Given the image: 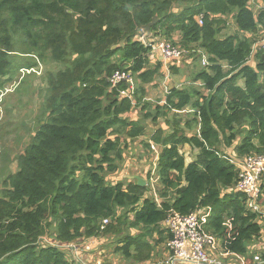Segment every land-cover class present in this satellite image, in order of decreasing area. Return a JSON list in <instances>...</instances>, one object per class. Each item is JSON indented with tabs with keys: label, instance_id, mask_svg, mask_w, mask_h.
Segmentation results:
<instances>
[{
	"label": "trees",
	"instance_id": "16d2710c",
	"mask_svg": "<svg viewBox=\"0 0 264 264\" xmlns=\"http://www.w3.org/2000/svg\"><path fill=\"white\" fill-rule=\"evenodd\" d=\"M253 2L0 0V86L17 51L10 27L30 42L22 53L59 68L46 75L47 111L17 155V170L3 180L0 264H74L66 245L107 234L119 236L115 249L124 260L141 263L170 237L162 227L168 215L197 210L209 211L202 228L223 251L248 253L261 236L260 214L248 211L245 194L234 189L231 160L264 154V53L253 48L264 34V0L260 8L254 3L255 12ZM228 21L236 28L221 35ZM159 36L186 51L172 63L202 54L208 65L192 77L201 89L169 87L163 104L150 107L146 84L161 68L159 61L149 65ZM116 70L132 73V98L121 95L125 82L111 83ZM185 106L193 114L177 113ZM158 118L163 125L141 143L146 121L154 125ZM196 125V132H186ZM137 138L135 147L143 144L156 158L158 200L135 179L107 180ZM183 145L197 150L192 160L180 152ZM259 255L264 261V252Z\"/></svg>",
	"mask_w": 264,
	"mask_h": 264
},
{
	"label": "rangeland",
	"instance_id": "374dc122",
	"mask_svg": "<svg viewBox=\"0 0 264 264\" xmlns=\"http://www.w3.org/2000/svg\"><path fill=\"white\" fill-rule=\"evenodd\" d=\"M261 5L262 4H258L257 8H260ZM252 8L254 12L257 10L254 4L252 5ZM176 10H178V7L177 9L175 8V11ZM229 28L230 27H225L222 30L221 35L223 33H230L234 31ZM10 32L12 34L14 42V49H16L18 52H14V55L11 56L13 70L12 73L10 74V72H8V74L3 77L2 80L4 82H1L0 86L1 91L8 89L6 95L3 97L4 99H2V102L0 104V192L4 188V178L8 176V174L14 173L17 170V155L21 154L24 148L29 144L38 122H40L43 114L47 111L45 109V106L47 97L50 95V92L47 88L46 75L50 71L59 69L57 67L58 65L54 62H50L48 60L42 61L33 55H26L29 53H22V51H28L31 48L30 42L28 40H25L18 33L14 32L11 27ZM164 39V36H159V38L156 39V42ZM253 48L258 49V43L254 45ZM151 52L154 51L152 50ZM155 60L156 58L151 56L150 62H153ZM179 62L180 64H171L170 74L169 70L164 71L161 69L160 72L152 80V82L146 84V100H148L152 105L150 107H154L156 104H163V98L167 90L165 91V89L160 85H163L165 76L168 79V85H170L171 87L177 86L176 88L179 89L194 87L198 90L201 89L200 83L193 82L192 80V77L194 76V73L196 71L205 68V66L201 64L200 57L197 56V54H192L188 61L181 60ZM249 62H251V60ZM29 63L30 65L34 66H32L31 68L26 67V65H28ZM171 68H173V70H171ZM9 76H11L10 79ZM133 110L136 113V118L138 117V115L140 116L139 107H135V109ZM191 114H193V111H190L187 115ZM185 117L186 116H184L183 118ZM162 125V119H157L156 126L159 127ZM156 126H154L150 122V120L146 121L145 134L143 136H140L141 143L142 141H146V139L149 138V134L156 128ZM196 129L197 125L192 131L188 132L186 130V132L193 133L196 132ZM138 144L139 138H137L132 143L131 148L124 151V160L122 162L123 164L121 170L112 175H108L107 180L109 182L121 180L123 178L121 175L123 169H126V173L131 174L129 172H132V174L138 175L143 178L145 180V185H147L146 194L148 196H151L153 199L156 198V200H158L159 196L157 194V189L160 186L159 183H157L156 175L153 173L156 160L153 161V156L149 153V151L146 147H144L143 144L141 148L135 147ZM179 149L180 152L184 155L186 161H190L194 158L196 152L195 149H190L188 146L184 145L179 146ZM220 149L223 152V149L221 147ZM149 170L150 172H152V176H150L151 178H147L145 176ZM263 192L264 190L262 191V193ZM162 227H164L163 224ZM262 228L264 229V223L262 224ZM120 229L122 230V232H125L127 230V226H124L122 224L120 225ZM52 230L53 228H50V231L47 232L48 234H46V237H43V240H46L47 242L52 241L51 236L49 237V234L53 232ZM117 236L118 235L116 234H107L105 236L106 239L101 240L100 242H98L96 238H93L92 240H97V242H93L92 251L95 253L98 248H104L105 255L97 252L96 254H93V259L89 263L78 260V258L75 257V254L73 258L71 250H68L69 256L74 261V264L76 260L80 263L85 264H97L98 262L109 264L110 261H116L119 264L121 263V260L124 259L121 258V254L118 253L115 249L116 246L120 245L119 243H117L119 237ZM72 244L76 246L75 243ZM124 262L128 264L132 263L130 260H124Z\"/></svg>",
	"mask_w": 264,
	"mask_h": 264
},
{
	"label": "built area",
	"instance_id": "2783aa9c",
	"mask_svg": "<svg viewBox=\"0 0 264 264\" xmlns=\"http://www.w3.org/2000/svg\"><path fill=\"white\" fill-rule=\"evenodd\" d=\"M199 23L201 20L199 18ZM258 49L264 53V34L258 41ZM152 50L157 51L164 61V66L167 70L169 64L175 58L186 53L171 42L160 40L152 45ZM151 50V51H152ZM203 66L208 65V60L204 55H199ZM166 78V77H165ZM125 82L127 89L121 92V95L132 98L135 92L134 78L130 71L116 70L111 76L113 85L119 82ZM163 88L168 90L167 87ZM8 91L5 89L0 92L1 97ZM1 103V101H0ZM237 168V180L234 186L236 191L245 194V207L248 211L261 214V206L259 198L261 195V177L264 173V154L251 153L241 159L231 160ZM209 216V211L205 212L197 210L188 214H172L168 215L164 221V228L170 234V237L165 241V246L169 250L167 262L181 259L200 264H221L219 260L212 255L213 250L218 248L216 238L203 230V224ZM108 222L107 219L102 220L101 228ZM68 250H71L74 258L76 246L68 244ZM254 263H263L259 254L253 256ZM75 264L80 263L76 260ZM97 264H103L98 262ZM231 264V263H229Z\"/></svg>",
	"mask_w": 264,
	"mask_h": 264
},
{
	"label": "crops",
	"instance_id": "0c3cea01",
	"mask_svg": "<svg viewBox=\"0 0 264 264\" xmlns=\"http://www.w3.org/2000/svg\"><path fill=\"white\" fill-rule=\"evenodd\" d=\"M254 3H255V5L263 4L262 0H254V2L252 4H254ZM226 27H230L229 29H231V30H235V28H236L233 21H228V24ZM150 54H151V56L154 55V58H156V60L153 62L149 61V65H155L156 61H159L161 63L160 70L162 69L164 71H167L169 66H171V65H169L167 70H166V68L163 64V60L161 59V56L157 52H151ZM188 60L189 59H187L185 61H188ZM173 63L174 64H180V62H173ZM173 63H172V65H173ZM169 74H170V68H169ZM165 77H164L163 85H160V86L161 87L165 86L169 89V87H171V86L168 85L169 84L168 79H167V77L166 78ZM238 84L242 85L243 81L241 79H239ZM190 111L194 112V110H191L190 106H185L183 108V110L177 111V113L181 114V115H186ZM156 125L157 124L154 123V126H156ZM156 128H157V126H156ZM197 130H198V126H197L196 131ZM184 146H188V145H184ZM189 148L191 149V147H189ZM196 153H197V150H196L195 154ZM155 160H156V158H155ZM134 170H136V169H134ZM125 173H126V169H123V172H122L123 177L129 178V176L134 175V174H132V172H129L131 174H128V173L125 174ZM261 182H262V184L264 183V178H262ZM261 182H260V184H261ZM262 187L263 188H261V195H260L261 198L259 199L262 213L257 218L258 222H260L261 225L264 223V192L262 193V191L264 190V186H262ZM137 232H138V230H134L130 234H136ZM92 239L91 238L90 239H84L82 241L75 243L76 244V250L74 251V254H75V257L78 258V260H82V262L85 261V262L89 263L93 259V254H96L98 252L100 254L105 255V249L104 248H102V249L98 248L95 253L92 251V249H93V242L94 241L97 242V240H98V242H100L101 240H105L106 237L103 236L100 238H96L97 240H92ZM217 242H218V248L213 250L212 255L215 256L221 264H229V263H231V264H245V258L248 259V258H251L252 256H254L255 254H259V252L260 253L264 252V229L262 228L260 238L256 241L252 242L248 246V253L245 256H240V255L225 252L221 249L219 240H217ZM114 255H116V254H114ZM114 257H116V256H114ZM168 257H169V250L166 248L165 242H164V244H159L156 246V248L153 251L152 257L149 260H146V261L141 262V263L132 262L131 264H200V263L185 261V260H181V259H176V260H172L171 262H167ZM109 264H118V263L116 261L115 262L110 261ZM119 264H128V263H125L124 260H121V263H119ZM252 264H258V263L253 262ZM259 264H264V263H259Z\"/></svg>",
	"mask_w": 264,
	"mask_h": 264
},
{
	"label": "water",
	"instance_id": "95a60500",
	"mask_svg": "<svg viewBox=\"0 0 264 264\" xmlns=\"http://www.w3.org/2000/svg\"><path fill=\"white\" fill-rule=\"evenodd\" d=\"M156 19H157V16L156 15L153 16L152 20L149 23H147V24L142 26V31L143 32H149V29H150L151 25L156 21ZM123 44H124V41L122 40V41H120L119 44L113 45L111 48L113 49V48H116L118 46H122ZM129 178L130 179H135L136 180V184L138 186L142 187V186L145 185V180L143 178H141L140 176H138V175L129 176Z\"/></svg>",
	"mask_w": 264,
	"mask_h": 264
}]
</instances>
